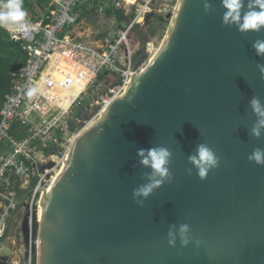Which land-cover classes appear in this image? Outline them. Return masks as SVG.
Instances as JSON below:
<instances>
[{
  "label": "water",
  "instance_id": "obj_1",
  "mask_svg": "<svg viewBox=\"0 0 264 264\" xmlns=\"http://www.w3.org/2000/svg\"><path fill=\"white\" fill-rule=\"evenodd\" d=\"M224 11L220 0H184L150 71L74 142L37 232V212L25 218L40 243L38 264H264V165L247 159L264 148V135L250 134L256 117L248 107L252 96L264 101V58L252 48L264 30L224 26ZM133 31L137 70L153 46ZM201 142L220 158L204 180L188 162ZM161 145L172 152L173 179L141 206L132 191L151 170L138 164L136 149ZM181 223L199 245L169 246V226Z\"/></svg>",
  "mask_w": 264,
  "mask_h": 264
},
{
  "label": "built area",
  "instance_id": "obj_2",
  "mask_svg": "<svg viewBox=\"0 0 264 264\" xmlns=\"http://www.w3.org/2000/svg\"><path fill=\"white\" fill-rule=\"evenodd\" d=\"M83 1L51 0L53 17L48 25H44V19L38 23L25 19L35 26L30 34L8 30L12 39L21 37L25 41V49L31 59L26 67L11 73L13 88L5 97L0 113V259L6 250L5 241L14 213L20 209L25 193L32 191L25 203L28 202L31 210L37 212L38 203L50 188L59 167L55 159L66 158L67 154H61L59 145L62 139L71 135L74 125L82 123L74 109L83 94L101 73L120 74L121 83L88 107L100 106L103 109L108 101L112 103L122 97L128 82L143 69L138 67L134 70L132 66L134 51L130 35L134 27L141 25L140 18L145 23L153 0L137 4L135 19L118 29L117 37L108 46L95 45L73 36L80 23L76 9ZM89 1L91 8L96 7L97 12L105 13L106 3L96 5L100 0ZM67 27L73 28L66 34L64 30ZM56 54L76 62L93 76L87 88L66 110L53 105L48 96V91L55 86L53 79L38 84ZM29 88L36 90L31 97L27 95ZM6 139L9 144L5 146ZM73 140H70V148L73 147Z\"/></svg>",
  "mask_w": 264,
  "mask_h": 264
},
{
  "label": "rangeland",
  "instance_id": "obj_3",
  "mask_svg": "<svg viewBox=\"0 0 264 264\" xmlns=\"http://www.w3.org/2000/svg\"><path fill=\"white\" fill-rule=\"evenodd\" d=\"M26 1L28 3L33 2V0ZM103 1L105 2V0ZM179 1L180 0H153V3L151 4V12L146 18L145 23L142 22L140 23L141 25H138L139 27L137 26L147 38V41L153 46L152 52L147 53V56L138 69L146 68V66L150 63V59L156 53V49L163 44L162 42H164V38H166L165 36L172 25V20ZM89 2V0H84L81 4H79L76 9L78 17H82L83 11L88 7L87 5ZM138 3H143V0H135L134 2H132V0H119L118 6L126 12L127 16L133 13L135 19ZM106 4L108 3L106 2ZM85 22L86 26L84 28L83 26L77 28V31L76 33H73V36L95 45L108 46L111 44L113 39L117 37V29H120L121 26L119 22V24L117 23V20H108L106 13L97 12V9L95 8L87 11ZM72 28L73 27L65 28V33H70ZM86 29L88 31H86ZM61 35L63 34H60V36ZM130 44L132 45L134 51V60L137 52L141 48L140 39L134 31H132L130 35ZM53 61V63L48 65V72L52 76H50V78L53 79L54 82H57L59 86H54V90L49 92V94L52 99L57 98L60 100L61 96L65 97L66 91L60 89L59 87H67L70 92L76 88L73 84V82H75V74L69 76L65 73L64 67L68 68L70 66L65 65L61 59L54 58ZM123 61L124 59L122 58L121 62ZM122 66L124 65L122 64ZM119 82H121L120 74H105L104 72L93 81L90 88L79 100L77 108L74 109V111L79 114L82 123L78 126L74 125V131L71 132V135L69 137H65L60 142L59 148L62 155L68 153V148L70 149L71 147L70 140L72 141L75 136L78 135L79 132L86 127L87 124L91 122L102 110L100 106L88 108L90 104H95L96 99L100 96L106 95L109 90L118 85ZM71 84L75 87H71ZM81 109L84 110L82 111ZM8 144L9 140L6 139L4 141V145L6 146ZM62 157L63 156H61V158ZM55 162L57 163V161ZM33 212H36V210L32 211L31 206H29V203L27 202L14 213L12 227L8 233V239L5 241L6 250H4V253L1 256L0 264H38V237L35 239L32 238L30 223L25 226L26 216L29 215L31 219ZM37 224L39 229V223L37 222Z\"/></svg>",
  "mask_w": 264,
  "mask_h": 264
},
{
  "label": "clouds",
  "instance_id": "obj_4",
  "mask_svg": "<svg viewBox=\"0 0 264 264\" xmlns=\"http://www.w3.org/2000/svg\"><path fill=\"white\" fill-rule=\"evenodd\" d=\"M222 8L225 10L222 15L224 26H235L237 30L246 34L249 32L260 33L264 30V0H220ZM205 12L210 9L208 3L204 4ZM27 12L24 9L23 0H0V27L7 29L11 25H20L25 21ZM255 55L264 58V39H256L252 43ZM257 68L264 79V64H257ZM34 88H29L27 95L33 96ZM248 107L256 117L253 122L250 134L259 139L264 135V101L258 96H252L248 100ZM136 155L138 164L143 168L150 169L149 172L142 173V177L147 182L140 184L132 191L135 202L141 206L147 198L166 182L173 179L169 170L172 152L165 146H154L151 148H137ZM249 162L257 165H264V148H255L247 157ZM188 162L196 169V173L201 180L207 178L210 170L215 169L220 164V158L215 151L206 143H197L193 154L188 156ZM191 174L192 169H187ZM168 244L175 247L179 240L181 247L188 246L195 239L192 235L191 226L188 223H181L179 226L173 224L169 226L167 232ZM199 245L201 241L195 239Z\"/></svg>",
  "mask_w": 264,
  "mask_h": 264
},
{
  "label": "bare ground",
  "instance_id": "obj_5",
  "mask_svg": "<svg viewBox=\"0 0 264 264\" xmlns=\"http://www.w3.org/2000/svg\"><path fill=\"white\" fill-rule=\"evenodd\" d=\"M134 1L135 0H132V2H134ZM183 2H184V0H180L178 3V7L176 9L175 15H174L173 20H172V25H171L168 33L166 34V38L164 39L163 44L159 48L156 49L157 51L155 50L156 53L150 59V63L148 64V66H146V68H143L141 71H139L138 74H135L133 76L132 80H130L128 82V84L125 88V92L123 94L124 97L126 95H128L133 90V88L137 85V83L140 81V79L143 78L150 71L152 66L160 58V56L163 54V52L165 51L167 46L170 44L171 38L174 34V31L176 29V26L178 24V21H179L180 15H181ZM142 22H144V20L142 18H140L139 24ZM7 29L11 32L20 31V32H24L25 34H30V32L34 31L35 26H33L31 23H29L25 20L22 24L11 25ZM54 58L61 59L65 65H69L70 68H73L74 70L78 71L79 72L78 77L83 79L82 83H78L76 88L74 90H72L71 92L67 91L65 93V97L61 96L60 100H58L57 98L52 99L51 95L49 94V92H52L54 89L51 91H48V94H49L48 96L50 97V100L52 101L53 105L58 106V108H60L62 110H66L76 100V98L87 88V86H88V84L91 81L93 76L84 67L80 66L79 64H77L76 62H74L70 59H67L65 56H60L57 54L53 55L49 64L54 62L53 61ZM50 76H51V74H49L48 68H47V72L44 74L42 80L40 82H38V84H40V85L44 84L46 81L51 79ZM59 88L61 89V87H59ZM110 104H111L110 101H108L106 103V105L103 107V109L100 111V114L97 117H95L91 122H89L87 124V126L84 127L79 132V134L75 136L73 142H75L83 134H85L86 132H88L89 130L94 128L100 122V120H102L105 117V114L108 112V110L110 108ZM71 151H72V148L69 149V151L66 155V158H64V159L56 158L55 159V161H57L56 164L59 165V167H58L57 172H56V174L52 180L50 188L47 191H45L42 199L38 203L37 214H38V223L39 224H41L44 220V215H45V211H46L47 204L49 201V197H50L54 187L59 182V180L62 178V176L64 175V173L66 172V170L68 168L69 162L71 161V158H72ZM37 246H38V253H40V243H38Z\"/></svg>",
  "mask_w": 264,
  "mask_h": 264
},
{
  "label": "trees",
  "instance_id": "obj_6",
  "mask_svg": "<svg viewBox=\"0 0 264 264\" xmlns=\"http://www.w3.org/2000/svg\"><path fill=\"white\" fill-rule=\"evenodd\" d=\"M50 2L51 0H33V2L28 3L26 0H23L24 9L27 12L25 19L35 23L44 19V25H48L53 17V13H51L50 9ZM101 2L108 3L106 4L108 8L106 7L105 11L107 17H115L117 22L125 25L133 21L134 14L131 13L127 16L126 12L119 8V0H105V2L100 0L97 1L96 5H99ZM94 8L97 9L96 7ZM25 46V41L21 37L12 39L8 29L6 30L0 27V113L5 102V97L13 88L11 73L26 67L30 63L31 56L29 51L25 49ZM120 83L121 82H119V84ZM70 86L75 87L73 84ZM61 89L66 92L70 91L64 86H61ZM35 227L37 232V222Z\"/></svg>",
  "mask_w": 264,
  "mask_h": 264
},
{
  "label": "crops",
  "instance_id": "obj_7",
  "mask_svg": "<svg viewBox=\"0 0 264 264\" xmlns=\"http://www.w3.org/2000/svg\"><path fill=\"white\" fill-rule=\"evenodd\" d=\"M88 7L87 8H85L84 9V11H83V14H82V17H79V19L81 20L80 21V23H79V27L78 28H80L81 26H83V28L86 26V13H87V11H89V9H92L91 8V5H90V3H89V5H87ZM107 19L108 20H115L116 21V18L115 17H107ZM118 23V22H117ZM119 24V23H118ZM119 26V25H118ZM125 26V24H121V26H120V28H123ZM118 30V29H117ZM77 31V30H76ZM86 31H88L87 29H86ZM85 31V32H86ZM98 33H100V32H98ZM64 71H65V73H67V75H69V76H71V75H73V74H75V82H73V84L75 85V86H77V84L78 83H82V81H83V79L82 78H79L78 76H79V72L78 71H76V70H74L73 68H70V67H64ZM73 77V76H72ZM55 86H58V83L57 82H55Z\"/></svg>",
  "mask_w": 264,
  "mask_h": 264
}]
</instances>
